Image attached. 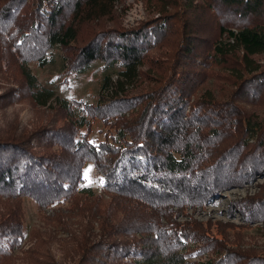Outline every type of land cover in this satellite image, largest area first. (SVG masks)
<instances>
[{
    "label": "trees",
    "instance_id": "obj_1",
    "mask_svg": "<svg viewBox=\"0 0 264 264\" xmlns=\"http://www.w3.org/2000/svg\"><path fill=\"white\" fill-rule=\"evenodd\" d=\"M116 1L0 0V67L4 59L19 81L0 95V103L29 97L47 105L53 92L40 90L27 66H46L47 50L56 46L67 49L62 59L68 74L99 61L116 69L118 87L95 104L72 99L59 105L61 127L22 135L0 130V264L14 261L2 242L11 236L15 248L23 235L24 197L40 207L64 203L62 213L98 220L97 242L88 244L87 229L70 241L74 264H193L185 258L200 241L201 250L215 249L220 257L209 264H264V255L254 251L236 252L232 263L224 262L231 248L209 238L197 221H176L173 210L202 205L264 173V125H253L240 107L264 102V68L253 61L264 55V0H144L158 17L129 29L92 32L82 43L79 25L112 17ZM201 10L216 17L217 37L205 39L193 30L191 16ZM231 57L240 73L227 79L228 88L218 97L207 88L194 95L209 78L222 79L216 70ZM111 84L106 78L103 86ZM95 131L101 137L93 138ZM43 133L59 153L34 149L30 137L41 140ZM87 162L102 178L110 203L101 205L84 186ZM259 195L236 206L248 219L264 221ZM136 234L141 236L130 242L110 238ZM25 257L42 264L35 252Z\"/></svg>",
    "mask_w": 264,
    "mask_h": 264
},
{
    "label": "rangeland",
    "instance_id": "obj_2",
    "mask_svg": "<svg viewBox=\"0 0 264 264\" xmlns=\"http://www.w3.org/2000/svg\"><path fill=\"white\" fill-rule=\"evenodd\" d=\"M112 11V17L79 25V35L83 37L82 43L86 40L87 35L92 32L114 29V26L129 29L136 27L148 18L159 16L157 12L153 13L144 0H117L113 4ZM190 21L193 30L200 33L203 38L217 37L218 27L214 15L209 14L207 18L201 10L195 13V17L192 15ZM66 50L60 46L48 49L47 54L50 55V62L43 68H38L34 63L28 64L27 67L37 79L39 89L50 90L53 92V96L44 107L36 105L29 97L19 101L0 103V130L11 128L22 135L24 132H32L38 127L46 130L61 127L65 115L59 105L72 99L95 104L118 88L115 84L117 80L116 69L108 70L99 61H95L84 72L73 71L68 74L64 70L62 59ZM241 55L242 51L238 50L236 57L239 59ZM253 61L256 65H261L264 68V55L255 56ZM239 73L240 68L236 66L233 57H231L230 62L223 70H216V75H220L222 79L215 80L214 76L209 78L204 85L195 91L194 95L201 94L207 88L218 97L221 89L228 88L227 79L233 81ZM106 78L112 82L108 87L103 86ZM64 79L66 81H63ZM18 85L19 81L15 78V71L8 67L7 62L3 59L0 67V95L9 88ZM192 98L193 96L190 98L191 101ZM239 98L243 100L244 94H239ZM240 107L245 108L251 114L250 119L253 125L254 123L264 125L263 100L256 103L243 102ZM92 137H101V135L95 131ZM30 138V144L38 152L43 153L48 150L51 154L59 153L58 146L49 147L52 145V138L47 137L44 133L41 140H38L37 137ZM40 141L43 142L40 143ZM82 175L84 186L99 196L101 205L111 202L112 197L102 191V178L96 173L91 163L87 162L83 165ZM259 194L264 196V173L255 175L244 184L222 189L220 192L209 196L202 205L180 210L174 207L173 210L178 211L175 214L176 221L181 223L197 221L202 224L204 230L202 232H206L209 238H221L226 246L231 248L229 256L223 260L232 263L234 261L233 254L236 252L254 251L258 255H264V221L248 219L244 210L236 206L238 201H244ZM4 201V198L0 196V213L4 211ZM21 202L23 235L14 244L17 245L15 248L11 247V244L15 242L11 236L4 237L2 242V246L7 248L8 253L14 259L12 264H30L25 257L27 251L35 252V256L41 259L42 264H74L75 261L70 251V241L73 240V236H80L83 229H87L85 235H88V244L95 243L101 238L102 232L97 219H90L86 214L79 217L74 214L62 213L61 210L67 206L64 203L40 207L32 199L26 197L21 199ZM60 206L62 209L59 208ZM118 215L122 214L118 213ZM219 232H222L223 235ZM140 236L136 234L135 238H132L124 235H113L110 238L120 242H130ZM103 238L108 240V237ZM202 243L200 241L194 244L195 249L188 250L191 251V254L185 258L188 263L209 264L220 259L214 253L215 249L214 251L211 249L201 250L200 245Z\"/></svg>",
    "mask_w": 264,
    "mask_h": 264
}]
</instances>
